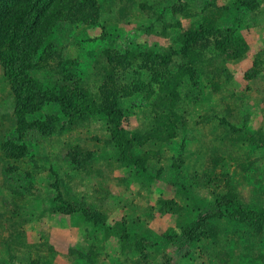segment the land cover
I'll use <instances>...</instances> for the list:
<instances>
[{
    "label": "rangeland",
    "instance_id": "obj_1",
    "mask_svg": "<svg viewBox=\"0 0 264 264\" xmlns=\"http://www.w3.org/2000/svg\"><path fill=\"white\" fill-rule=\"evenodd\" d=\"M24 4L0 0V16ZM42 12L53 23L22 47L23 59L44 35L28 73L47 93L77 84L90 108L69 118L46 100L25 113L41 128L18 137L1 36L0 264H264V223L216 203L264 208V0H45ZM106 105L123 111L136 163Z\"/></svg>",
    "mask_w": 264,
    "mask_h": 264
},
{
    "label": "trees",
    "instance_id": "obj_2",
    "mask_svg": "<svg viewBox=\"0 0 264 264\" xmlns=\"http://www.w3.org/2000/svg\"><path fill=\"white\" fill-rule=\"evenodd\" d=\"M25 1L28 4H24V15L21 18H19L18 15H15V20L10 21L12 16H10L11 18H9V15L6 17V15L10 12L7 10H4L5 12L7 11V14L4 12L3 15L0 16V20H4L6 22L5 26L2 25V29L4 31H1L0 27V39L2 35L6 37L5 34L9 35V38L11 37V44L8 47L7 53L11 58L10 60L13 64L11 66L12 68H7L8 65L6 64V61H4L5 59L2 61L1 67H3L4 69V75H8L10 77L9 79L11 82V88L15 96L14 111L16 119V129L17 131H19L18 137L20 136V132L23 133L26 130L28 131L35 128L39 130V128H41V124L39 121H36L34 119L26 120L25 113L28 112V108H30L29 110L33 108H39L41 104L46 100L55 102L59 106L61 112L69 118L77 114V112L80 113L83 110L90 108L86 106L87 96L83 94V91H80V88L77 86V84H74L71 90L60 89L56 92H50L48 90L47 93L46 90L43 89L42 83L37 82L36 79L28 73L30 66L29 58L32 56V54L35 53V50H39V45L37 46L36 43L40 41L39 43L41 45V41L44 38V35L39 39L34 38V41L36 40L35 43H29V50L25 53L26 57L23 59L21 55L22 47H26L28 38L32 34V31L34 29H36L37 31L36 23L39 20H42L43 22L50 25L53 23L52 18L54 15H50V13L46 15L42 12L45 0ZM48 24L46 26H48ZM7 31H9L10 33H7ZM3 40H6V38H4ZM190 40L191 38L189 39V41ZM226 42L227 41H225L224 43L226 44ZM232 44L233 46H240V48L242 45V47L245 48L244 41L241 38H238ZM223 48L225 47L222 46V49ZM240 48L238 50L239 52L235 53L238 57L240 51L242 50V48ZM225 53L227 54V52ZM113 101L115 102V98L113 99ZM100 110L111 125V135L113 141L115 142V145L118 148L120 157L136 163L137 161L135 157L130 152V141L121 131V118L124 115L123 111L120 108L112 107L109 105L101 107ZM3 148L6 154H8V152L11 153L12 151L16 150L14 143L9 140L6 141V144ZM216 203L218 207L222 205L233 206V210L239 212L242 215L240 216L241 219H246L257 224L264 223V208H260L259 210H249L245 208L241 203H239L233 196L228 195L222 197L221 200H217ZM58 210L64 211L63 208H58ZM201 230V225H199L198 223L196 226L187 227L185 233L186 236L191 239L193 236L199 234Z\"/></svg>",
    "mask_w": 264,
    "mask_h": 264
}]
</instances>
